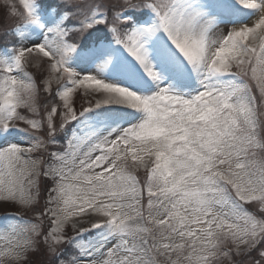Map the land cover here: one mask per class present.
I'll return each mask as SVG.
<instances>
[{"label":"snow or ice","instance_id":"obj_1","mask_svg":"<svg viewBox=\"0 0 264 264\" xmlns=\"http://www.w3.org/2000/svg\"><path fill=\"white\" fill-rule=\"evenodd\" d=\"M18 3L0 264H264V0Z\"/></svg>","mask_w":264,"mask_h":264},{"label":"rangeland","instance_id":"obj_2","mask_svg":"<svg viewBox=\"0 0 264 264\" xmlns=\"http://www.w3.org/2000/svg\"><path fill=\"white\" fill-rule=\"evenodd\" d=\"M10 3H15L17 7H19V3L18 0H0V40H3V32L6 29H11L13 28L17 23V19L15 17L9 16V7L8 5ZM8 39H15L14 37H9ZM29 71L32 72L36 78L37 81L39 82V72L37 71V69H35L34 67H29ZM55 85H54V89H55ZM79 96H77V108H79ZM71 127V125H69V128ZM51 150V149H50ZM36 155H40V153H36ZM141 177H143V173L139 174ZM44 182H41V199H40V204L36 205L35 207H39L42 206L43 204V200L45 198V194H44ZM5 211H13V212H19L21 215L24 216L25 219H31L34 223L37 222L35 220V217L33 216L31 211H25L21 208H19V206L13 207L11 209H0V216H3ZM49 225L47 220L45 221L44 224V231H47ZM65 235L70 237L72 235H74L71 226L69 225L68 227H66L65 229ZM68 246L69 251H73L74 249H72L69 245H62L61 247L66 248ZM34 259V263L33 264H56V258L50 254L47 250V246L45 244L38 243L37 245V250L30 252L29 253V259L27 262H29V260ZM225 264H227V262L225 261Z\"/></svg>","mask_w":264,"mask_h":264}]
</instances>
